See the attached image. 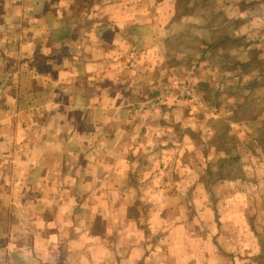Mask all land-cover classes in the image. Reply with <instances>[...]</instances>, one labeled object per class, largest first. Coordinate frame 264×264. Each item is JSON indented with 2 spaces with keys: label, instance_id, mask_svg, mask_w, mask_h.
Returning a JSON list of instances; mask_svg holds the SVG:
<instances>
[{
  "label": "crops",
  "instance_id": "crops-1",
  "mask_svg": "<svg viewBox=\"0 0 264 264\" xmlns=\"http://www.w3.org/2000/svg\"><path fill=\"white\" fill-rule=\"evenodd\" d=\"M179 55L264 102V0H0V264H264V111L238 149L249 189L200 215L156 187L150 119L121 113L145 57ZM149 83L156 110L174 84Z\"/></svg>",
  "mask_w": 264,
  "mask_h": 264
},
{
  "label": "rangeland",
  "instance_id": "rangeland-1",
  "mask_svg": "<svg viewBox=\"0 0 264 264\" xmlns=\"http://www.w3.org/2000/svg\"><path fill=\"white\" fill-rule=\"evenodd\" d=\"M188 47L189 45H181L179 48L186 51L191 50V48L187 49ZM115 55V67L117 66L120 73L116 75L114 71L112 80L109 76L113 73L105 77L102 76L103 85L109 89L111 86H113L112 89H116L118 84V82L114 83L116 76H120L126 68L125 66H128L126 57L122 58L117 53ZM127 58L130 60V57ZM138 60L140 61V59ZM154 61V58L145 57L144 66L148 68L154 66V71L144 74V70H141L137 76L147 84L145 90L143 89L144 85L140 86L135 83L130 85L129 95L136 98L140 105H135L136 101H134L121 113L134 116L136 110L137 114H141L140 116L150 119L149 122H146L145 127L150 126L149 128L158 133V136L150 141L151 148L155 149L151 151L150 160L155 159L157 167L160 163L166 164L155 169L159 173V182H162H156V187L162 186L165 192L178 193L187 200L180 202L175 210L186 213L187 209L190 210L187 203H190L195 206V210H198L200 215L203 207L210 206L215 197L225 201L233 198L232 193L243 194L249 189V185L242 188L235 184L234 179L249 172L243 168L242 161L240 162L237 156L239 148L249 146V136L251 133L255 134L252 125L257 116L247 118L245 123L244 120H241V116L247 113H243L241 109L245 108L242 102L248 95L247 89L241 90L240 85H237L240 84L237 74L224 75L221 71L213 69L212 66L206 70L202 68L206 63L198 66L194 72L192 66H195L197 62L191 56H164L155 61V65H153ZM150 80H154L160 85L164 84L166 87L169 82L174 84L171 90L173 97L167 95L163 98L160 102L161 105L156 110H151L145 100H137V97H144L155 91L151 88L152 85H149ZM205 82H210L211 86ZM203 84H207L208 87L202 86ZM191 85L198 90H194ZM194 91L200 93L197 94ZM201 94L207 102L201 100ZM244 97L245 99H243ZM248 97L249 101L258 100L254 94H250ZM234 103H238V105H234ZM112 110L108 106L104 115L113 112ZM229 114L234 115L232 118L237 120L233 122L226 120L225 118L228 117L224 118V116H230ZM256 120L257 123H261L259 118ZM140 129H144L143 124H140ZM149 155L150 153H148ZM257 155L259 157L262 154ZM147 158L146 161L149 162ZM148 176L149 172L145 171L135 177L141 180ZM222 177L227 180L219 181V178ZM167 184L169 185L167 186ZM199 215L195 212V216ZM214 216L217 217L216 214ZM196 218L195 224L198 225L201 222V216ZM262 218L259 216V220Z\"/></svg>",
  "mask_w": 264,
  "mask_h": 264
},
{
  "label": "trees",
  "instance_id": "trees-1",
  "mask_svg": "<svg viewBox=\"0 0 264 264\" xmlns=\"http://www.w3.org/2000/svg\"><path fill=\"white\" fill-rule=\"evenodd\" d=\"M83 1H86V0H83ZM180 38H183V37H180ZM183 43H185V42H183ZM201 57H202V54H196V56L194 58L197 60H200ZM202 86L208 87L207 84H203ZM258 99H260V97H258ZM249 100H250L249 97H247L243 103V105H245V108H242L241 110L243 111V113H245V112H247V113L243 114L241 116V119H247L249 117L261 115V113L264 111V102H259V101L255 102V100H251V101H249ZM257 131L258 132H257L256 137L258 139V142H259V144H262L264 146V124L262 126H260ZM227 159H229V158H227Z\"/></svg>",
  "mask_w": 264,
  "mask_h": 264
}]
</instances>
